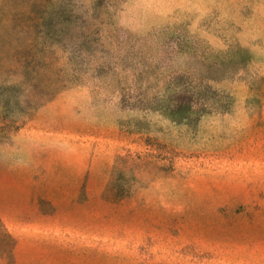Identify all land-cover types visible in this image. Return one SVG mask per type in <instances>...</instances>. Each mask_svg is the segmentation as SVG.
<instances>
[{
	"label": "rangeland",
	"instance_id": "obj_1",
	"mask_svg": "<svg viewBox=\"0 0 264 264\" xmlns=\"http://www.w3.org/2000/svg\"><path fill=\"white\" fill-rule=\"evenodd\" d=\"M0 264H264V0H0Z\"/></svg>",
	"mask_w": 264,
	"mask_h": 264
},
{
	"label": "trees",
	"instance_id": "obj_2",
	"mask_svg": "<svg viewBox=\"0 0 264 264\" xmlns=\"http://www.w3.org/2000/svg\"><path fill=\"white\" fill-rule=\"evenodd\" d=\"M132 161L133 160L130 155L126 157H121V158L119 157L117 160V166H115V170L113 173V180L111 181V184L109 186H114L113 183H118L117 187H120L121 190L119 191L116 190L115 193H113V190L109 191L111 192V194H113L110 197L114 201H120V200L126 199L132 194L133 187H134L133 182L137 180L136 178L132 177L133 179L131 181L130 177L127 176L128 173L126 171L128 170L129 165L133 163ZM117 172H119L120 174L117 179H114V174L116 177Z\"/></svg>",
	"mask_w": 264,
	"mask_h": 264
}]
</instances>
